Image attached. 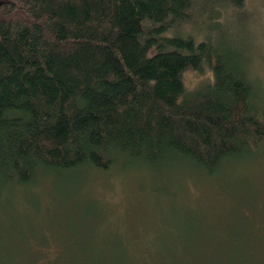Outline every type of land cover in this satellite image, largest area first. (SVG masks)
<instances>
[{
	"label": "trees",
	"instance_id": "trees-1",
	"mask_svg": "<svg viewBox=\"0 0 264 264\" xmlns=\"http://www.w3.org/2000/svg\"><path fill=\"white\" fill-rule=\"evenodd\" d=\"M245 1L0 0V178L24 185L82 165L156 170L175 160L208 176L264 149V99L247 56L184 30L215 4L239 23ZM205 67L212 79L188 89L186 73ZM60 242L62 252L33 264L113 261L91 252L98 238Z\"/></svg>",
	"mask_w": 264,
	"mask_h": 264
},
{
	"label": "rangeland",
	"instance_id": "rangeland-1",
	"mask_svg": "<svg viewBox=\"0 0 264 264\" xmlns=\"http://www.w3.org/2000/svg\"><path fill=\"white\" fill-rule=\"evenodd\" d=\"M226 7L215 4L195 30H184L234 43L264 99V45L249 28L258 13L245 1L237 23V12ZM208 72L188 71V89L209 80ZM97 238L91 252L113 257L111 264H264V149L208 176L175 160L156 170L122 161L108 169L82 165L24 185L0 178V264H33L38 253L48 261L63 251L60 240ZM68 249L64 256L76 251Z\"/></svg>",
	"mask_w": 264,
	"mask_h": 264
},
{
	"label": "clouds",
	"instance_id": "clouds-1",
	"mask_svg": "<svg viewBox=\"0 0 264 264\" xmlns=\"http://www.w3.org/2000/svg\"><path fill=\"white\" fill-rule=\"evenodd\" d=\"M246 7L250 12L255 11L258 13L256 22L254 24L250 22L249 28L259 37L257 43L264 45V0H255L254 3L251 0H246ZM207 76L211 80L213 74L208 72Z\"/></svg>",
	"mask_w": 264,
	"mask_h": 264
}]
</instances>
